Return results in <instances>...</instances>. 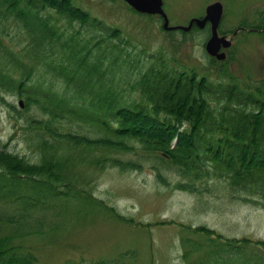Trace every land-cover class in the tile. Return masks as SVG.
<instances>
[{
    "label": "rangeland",
    "instance_id": "374dc122",
    "mask_svg": "<svg viewBox=\"0 0 264 264\" xmlns=\"http://www.w3.org/2000/svg\"><path fill=\"white\" fill-rule=\"evenodd\" d=\"M162 1L169 25H188L190 19L204 16L208 4L220 1L223 11L217 32L230 39L228 46L220 48L225 56L217 58L207 52L205 45L211 35L208 22L203 27L193 24L188 30H167L159 14L139 12L124 0H73L89 13L91 21L71 26L60 21L68 33L75 32L78 47L85 44L93 54L106 50L108 59L117 57L114 78L125 89L124 96L129 95L128 84L138 78L140 69L151 63L194 71L198 78L205 76L210 86L218 89L215 96L210 95L215 101H229L220 91L228 84L251 92L258 86L264 93V0ZM3 26L4 44L19 52L27 44L25 33L12 21ZM113 43L120 52H109ZM20 70L17 77L20 72L23 75ZM18 91L0 95V148L6 146L26 161L37 163L36 133L41 124L33 119L46 116L34 103L25 106ZM74 122L56 124L63 133L77 130L96 136L86 125L79 129ZM54 143L56 155L63 157V163L66 160L63 177L71 180L59 185L66 196L27 206L31 217L24 216L20 225L0 223L1 235L12 236L13 242L33 255L31 264H85L118 258L126 264H187L203 261L205 253L215 244L221 245L223 239L241 238L248 241L233 242L241 249L237 252L222 245L229 258L226 264H264V245L258 243L264 242V208L256 200H244L246 196L234 192L225 179H201L198 190L189 192L177 188L176 183L182 180L169 164L155 166V155L139 144L135 145L137 154L135 150L108 151L109 156L123 161H139V168L123 169L111 165L107 157L106 162H90L97 161L104 149L67 141ZM158 171L166 182L158 178ZM2 201L0 194L4 215L13 214L12 206ZM198 226L210 228L222 238L195 231Z\"/></svg>",
    "mask_w": 264,
    "mask_h": 264
},
{
    "label": "trees",
    "instance_id": "16d2710c",
    "mask_svg": "<svg viewBox=\"0 0 264 264\" xmlns=\"http://www.w3.org/2000/svg\"><path fill=\"white\" fill-rule=\"evenodd\" d=\"M60 20L69 26L91 21L89 13L73 0H0V95L19 90L25 106L34 103L46 116L33 119L41 124L36 133L37 163L26 161L6 146L0 148V194L3 204L15 210L4 215L0 209L1 224L20 225L24 216L31 217L27 206L66 196L59 186L65 181L66 160L63 163V157L56 155L55 140L104 149L105 155L90 162H106L107 157L111 165L123 169L139 168V161H123L109 156L108 151L135 150L137 154L135 145L139 144L142 150L155 155V166L169 164L180 176L177 188L196 192L197 181L222 178L234 192L243 193L244 200H256L264 208V93L260 87L251 92L228 84L220 91L229 101H215L211 96L218 89L214 90L205 76L198 78L194 71L151 63L147 69H140L138 78L128 84L129 95L124 96L125 89L114 78L117 57L108 59L106 50L93 54L85 44L78 47L75 32L68 33ZM8 21L25 33L27 44L19 52L3 42V24ZM109 47L110 53L120 52L117 43ZM18 69L23 72L19 77L15 75ZM73 120L79 129L87 126L96 136L77 130L63 133L56 124ZM157 176L166 182L159 171ZM195 231L222 238L205 226ZM12 238L0 234V264H31L33 255ZM239 241L248 239H223L215 246L210 239L214 247L205 253L203 261L187 264H226L229 258L222 245L229 252H237L240 248L233 242ZM183 256L187 257L186 251ZM85 264L126 262L118 258Z\"/></svg>",
    "mask_w": 264,
    "mask_h": 264
},
{
    "label": "water",
    "instance_id": "95a60500",
    "mask_svg": "<svg viewBox=\"0 0 264 264\" xmlns=\"http://www.w3.org/2000/svg\"><path fill=\"white\" fill-rule=\"evenodd\" d=\"M131 7L139 12H145L150 14H159L163 23L162 26L164 29H183L188 30L192 27L193 24H196L199 27H203L206 22L210 24L211 35L206 42V50L209 54L215 55L217 58H223L225 53L220 50L221 46L226 47L230 44V39H227L225 35L220 36L217 32V26L220 22L222 15V3L220 1H215L208 4L205 8V14L202 17H194L190 19L188 25H169L168 17L163 10V1L162 0H124ZM21 104V101H20Z\"/></svg>",
    "mask_w": 264,
    "mask_h": 264
}]
</instances>
